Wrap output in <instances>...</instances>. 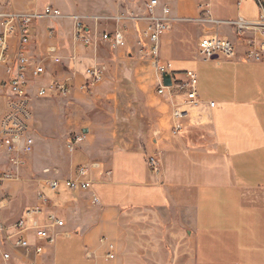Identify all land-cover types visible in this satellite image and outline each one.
<instances>
[{"label":"crops","instance_id":"crops-1","mask_svg":"<svg viewBox=\"0 0 264 264\" xmlns=\"http://www.w3.org/2000/svg\"><path fill=\"white\" fill-rule=\"evenodd\" d=\"M149 1L1 2L0 11L43 12L51 6L61 12L32 29L31 64L45 69L29 86L35 146L28 178L22 171L23 179L0 189V222L13 223L40 205L41 192L48 200L41 222L56 214L64 227L42 256L10 248L13 264H264V60L245 61L246 46L227 24L238 17L257 20L258 5L211 0V16L220 22L213 26L198 22L199 0H158L156 14L167 7L172 19L160 62L170 63L178 80L189 69L198 72L201 106L187 107L189 125L174 136V104L183 97L157 94L156 63L137 44ZM76 17L89 45L76 38ZM116 30L125 32L123 48L102 39ZM216 35L237 45L235 56L205 61L197 47V62L190 61L191 44ZM180 59L189 67L176 66ZM98 65L107 67L105 79L87 91L86 72ZM0 75L7 78L4 70ZM54 82L71 93L36 98L38 88ZM6 91L0 83L3 103ZM79 134L84 142L71 153L67 142ZM150 158L158 161V173ZM81 168L89 170V190L48 188L50 181L75 179Z\"/></svg>","mask_w":264,"mask_h":264},{"label":"built area","instance_id":"built-area-1","mask_svg":"<svg viewBox=\"0 0 264 264\" xmlns=\"http://www.w3.org/2000/svg\"><path fill=\"white\" fill-rule=\"evenodd\" d=\"M3 0H0V4ZM160 7L158 0H150L146 9L148 12L147 27L143 30L138 41V46L145 51L156 63L158 73L159 96H168L172 99L177 93L183 97L182 103L174 104L173 109V130L174 136L182 134L188 127L191 120L190 110L201 106L197 94L196 74L187 71L183 74L184 79L178 80L177 74L172 71L170 63L160 62L161 42L163 36L172 28L170 9L162 8V14L157 15L156 10ZM259 8V16L255 21H248L243 17L227 22L236 32L239 40L245 44L244 60L247 62H262L264 60V14L263 7ZM211 0H199L200 18L198 22L204 25L211 24L218 26L219 21L211 16ZM61 12L51 6L44 8L43 12L34 10L32 12H14L11 10L0 11V71L4 70L7 78L0 75V83L7 89L3 95L4 109L0 115V158L4 157L5 162L10 166L7 170L0 168V189L11 181L15 175L25 168L34 152V138L32 136L31 95L29 86L31 79H37L45 73L42 65L32 66L29 46L32 40V29L34 24L41 18H57ZM76 38L85 45L90 41L86 35L83 21L74 18ZM16 40L12 46L10 40ZM102 39L112 43L114 48L126 46L125 32L116 30L113 35L105 34ZM237 45L228 39L219 36L206 37L198 44V57L205 61L221 62L235 56ZM60 63V59L54 60ZM107 67L104 65L94 66L86 72L87 82L85 89L93 90L105 79ZM164 76H169L171 85L165 86ZM71 93V88L65 84L54 82L48 86L38 88L36 98L41 99L47 96L58 95L66 97ZM214 107V104L210 105ZM83 134L74 135L67 142V149L73 153L84 142ZM153 172H159V163L155 158L148 161ZM89 170L81 168L77 177L66 181H50L47 186L53 192H59L62 188L71 191H86L92 186L88 179ZM40 203L26 210L21 217L13 223L0 222V264H13L14 258L9 249L19 248L25 251L33 250L37 256L45 254L48 245H54L58 237L57 230L64 227V221L56 214H48L46 221L41 222L47 198L40 192L37 194ZM96 204L98 198H94ZM32 238L35 243L32 242ZM109 249L114 250L110 245ZM109 258L114 256L109 254Z\"/></svg>","mask_w":264,"mask_h":264},{"label":"rangeland","instance_id":"rangeland-1","mask_svg":"<svg viewBox=\"0 0 264 264\" xmlns=\"http://www.w3.org/2000/svg\"><path fill=\"white\" fill-rule=\"evenodd\" d=\"M77 1H79V0H77ZM80 1H84V0H80ZM88 1L90 2V4H92L94 0H88ZM197 47H198L197 42H194V43L191 44V46H190L191 51H192V55H191V59H190V61H192V62H197L196 59H195V55H197ZM186 62H187V60L180 59V60H178L176 66H178V67H180V68H183V67H189L190 64H186ZM188 62H189V61H188ZM196 65H197V63H196ZM187 71H191V72L195 73V74L198 76L197 68H195V70H194V69H189V70H187ZM200 85H201V84H200ZM49 98H52V97H51V96H47V97H44L43 99H49ZM3 108H4V103H3V101H2V98L0 97V115H1L2 112H3ZM60 128H62V126H60ZM61 139H62V138H60V140H57V139H56V142H59V144L62 146L63 141H62ZM4 160H5L4 157L0 158V168H1L2 170H7V169L10 168V166H9L8 163L5 162ZM28 170H29V163H28V165H27L25 168H23V169L21 170V172H22V171H26V172H27V175H26L27 178H28V176H29V175H28ZM21 172H20L19 174H17V175H15L16 173H14V178H13V179H21V178H22V176L20 175ZM24 176H25V175H24ZM24 176H23V177H24ZM13 179H12V180H13ZM22 179H23V178H22Z\"/></svg>","mask_w":264,"mask_h":264},{"label":"bare ground","instance_id":"bare-ground-1","mask_svg":"<svg viewBox=\"0 0 264 264\" xmlns=\"http://www.w3.org/2000/svg\"><path fill=\"white\" fill-rule=\"evenodd\" d=\"M258 7H263V14H264V0H254Z\"/></svg>","mask_w":264,"mask_h":264},{"label":"water","instance_id":"water-1","mask_svg":"<svg viewBox=\"0 0 264 264\" xmlns=\"http://www.w3.org/2000/svg\"><path fill=\"white\" fill-rule=\"evenodd\" d=\"M164 84H165V86H170L171 85V81H170V77L169 76H164Z\"/></svg>","mask_w":264,"mask_h":264}]
</instances>
